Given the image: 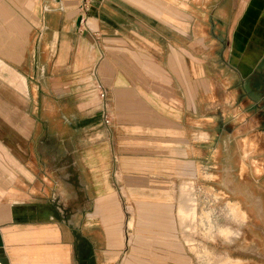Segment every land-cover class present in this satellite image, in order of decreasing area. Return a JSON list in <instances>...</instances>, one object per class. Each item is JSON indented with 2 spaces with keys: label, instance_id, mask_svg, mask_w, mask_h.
Here are the masks:
<instances>
[{
  "label": "crops",
  "instance_id": "obj_1",
  "mask_svg": "<svg viewBox=\"0 0 264 264\" xmlns=\"http://www.w3.org/2000/svg\"><path fill=\"white\" fill-rule=\"evenodd\" d=\"M81 1L0 0V261L158 264L166 257L155 248H169L175 262L190 264L176 240L178 177L181 225L195 217L186 185L219 161L228 195L252 200L243 175L250 167L264 198V0H185L201 11L185 33L156 28L126 0H97L86 21L90 36L77 32ZM140 53L152 62L140 64ZM31 73L47 74L86 129L85 145L64 152L51 174L37 157L43 128L28 109L41 82L29 88ZM96 82L107 89L109 127L89 103L98 99ZM118 177L134 211L126 236L110 186Z\"/></svg>",
  "mask_w": 264,
  "mask_h": 264
},
{
  "label": "rangeland",
  "instance_id": "obj_2",
  "mask_svg": "<svg viewBox=\"0 0 264 264\" xmlns=\"http://www.w3.org/2000/svg\"><path fill=\"white\" fill-rule=\"evenodd\" d=\"M85 1L91 7L97 3V0H82L77 8L78 14H80L79 9ZM126 1L138 6L145 13L154 17L156 19L154 25H158H156V28L160 26L159 23H162L183 33L186 32V29L187 31H194L196 28L195 22L201 13L196 8L186 7L185 3H182L185 0H143L145 3L148 2L147 4L150 6L148 8L143 7V3L137 2H141L142 0ZM90 12L87 13L84 22L85 26H87V18L91 16L89 15ZM184 19H187L188 26L184 22ZM209 28V25L204 26V29L209 30ZM156 31L161 32L162 30L157 29ZM77 32L90 36L87 33L88 29L83 31L80 19ZM94 38L99 50L102 51L104 46L100 40L96 39L99 37L96 35ZM223 44L225 45V42ZM217 45L219 50L220 46L219 44ZM165 48L167 50V46ZM140 55H142L139 58L140 64L147 65L152 62V60L151 62L148 61L145 53H140ZM163 56L164 53H161V56L157 58L158 61H161ZM27 75L30 76L28 78L29 88H34L35 81L41 82V85L37 84L38 88L36 89L37 105L34 103L30 104L28 111L36 114L41 119L43 134L39 140V144L41 142V149L38 150L37 157L39 163L43 165V172L51 174V171H54L51 169L57 162L61 164L66 161V154L64 152H71L76 147H83L85 145L86 137L84 134L86 129H83L82 112L77 109L73 115H68L71 114L69 111L70 104H67L68 102L65 97H61L60 92L57 93L55 91L53 93L51 91L47 74H44L42 78L39 73ZM34 96L29 94V97ZM94 99L95 96L92 97L89 103L94 104L96 102L94 107H99L100 109L101 103L99 99ZM35 107H37L36 111ZM73 118H76V120ZM52 127L56 130L52 129ZM101 127L103 128L104 126L101 125ZM55 131H58L59 135H56ZM251 155L252 153L247 158ZM252 163L255 164V162ZM215 165L217 167L203 170V172L198 168L196 174L197 184L193 186L186 185L188 192H190L191 188L194 190V192H191L193 201L189 202V205L194 209V212H191L190 215L195 214V217H191L183 225H181L178 217L175 216V212L180 201V186L181 188L185 186L180 185L183 181L180 177L172 185V191L174 192V200L172 202L176 225V240L181 244L183 254L188 258L190 264H264V198L262 199V178L254 177L251 174L250 167L248 169L245 168L243 175L247 176L251 182L249 187L252 192V200L235 199L237 197L228 195L225 192L226 184L221 172L224 168L220 165V161ZM256 173L262 174V170L261 173L257 171ZM53 177L54 179L55 177L58 178L56 175H53ZM196 177H193L191 180L188 178L187 181H194ZM110 186L121 200L124 220L122 229L125 236L129 235L133 232L127 229L126 223L134 211L131 203L126 201V196L121 192L122 188H125L124 183L118 177L117 182H114ZM181 204L184 208V201ZM235 205H237V210H234ZM185 239L194 241V248L191 249L186 244ZM154 251L157 257H162V255L166 257L165 262L163 261V263L158 264H178L171 258V250L169 248H166L164 253L158 248H155ZM129 252L130 245L124 244L122 256L125 257V254H129Z\"/></svg>",
  "mask_w": 264,
  "mask_h": 264
},
{
  "label": "built area",
  "instance_id": "obj_3",
  "mask_svg": "<svg viewBox=\"0 0 264 264\" xmlns=\"http://www.w3.org/2000/svg\"><path fill=\"white\" fill-rule=\"evenodd\" d=\"M90 7L91 6H89L87 1H85L84 4L79 9V12H80L79 19H80V24H81L83 31L86 29L85 28L86 26L84 25L83 22H85L87 13L90 11ZM95 89L97 91L98 99L101 103L98 115L100 116V120L102 124L106 127H109L111 125L112 118H111V112L109 110V106L107 103V89L104 88L100 82L95 83ZM0 264H3V263L0 261Z\"/></svg>",
  "mask_w": 264,
  "mask_h": 264
},
{
  "label": "flooded vegetation",
  "instance_id": "obj_4",
  "mask_svg": "<svg viewBox=\"0 0 264 264\" xmlns=\"http://www.w3.org/2000/svg\"><path fill=\"white\" fill-rule=\"evenodd\" d=\"M237 209H238V208H237V205H235V206H234V210H237Z\"/></svg>",
  "mask_w": 264,
  "mask_h": 264
},
{
  "label": "bare ground",
  "instance_id": "obj_5",
  "mask_svg": "<svg viewBox=\"0 0 264 264\" xmlns=\"http://www.w3.org/2000/svg\"><path fill=\"white\" fill-rule=\"evenodd\" d=\"M84 23V22H83Z\"/></svg>",
  "mask_w": 264,
  "mask_h": 264
}]
</instances>
